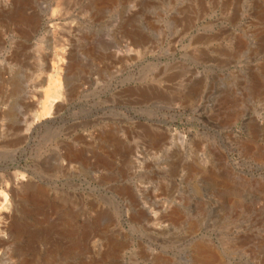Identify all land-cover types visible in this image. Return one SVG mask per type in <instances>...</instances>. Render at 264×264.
I'll use <instances>...</instances> for the list:
<instances>
[{"label": "rangeland", "instance_id": "1", "mask_svg": "<svg viewBox=\"0 0 264 264\" xmlns=\"http://www.w3.org/2000/svg\"><path fill=\"white\" fill-rule=\"evenodd\" d=\"M8 167L0 264H264V0H0Z\"/></svg>", "mask_w": 264, "mask_h": 264}, {"label": "bare ground", "instance_id": "2", "mask_svg": "<svg viewBox=\"0 0 264 264\" xmlns=\"http://www.w3.org/2000/svg\"><path fill=\"white\" fill-rule=\"evenodd\" d=\"M55 66V65H54ZM54 81V80H53ZM57 81H55V83H54V90H53V92H52V94H51V96L50 97H48L47 99L48 100H46L45 101V103H44V108H43V110L45 111V112H43L41 115H40V117H42V116H44V115H46V114H49V106L51 107V106H53L54 104H55V101H56V99L59 97L58 95H59V92H60V86L56 83ZM59 82V81H58ZM58 101V100H57ZM58 104V103H57ZM54 107V106H53ZM53 107H51V108H53ZM59 107V106H58ZM42 110V111H43ZM76 158H80V156H79V154L77 155L76 153L75 154H73ZM28 186V185H27ZM29 188V187H28Z\"/></svg>", "mask_w": 264, "mask_h": 264}, {"label": "water", "instance_id": "3", "mask_svg": "<svg viewBox=\"0 0 264 264\" xmlns=\"http://www.w3.org/2000/svg\"><path fill=\"white\" fill-rule=\"evenodd\" d=\"M10 168H11V167H8V168H5V169H4V168H0V170L2 169V170H6V171H7V170H9Z\"/></svg>", "mask_w": 264, "mask_h": 264}]
</instances>
